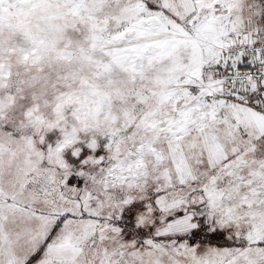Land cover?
<instances>
[{
	"label": "snow or ice",
	"instance_id": "6c2138e0",
	"mask_svg": "<svg viewBox=\"0 0 264 264\" xmlns=\"http://www.w3.org/2000/svg\"><path fill=\"white\" fill-rule=\"evenodd\" d=\"M0 264H264V0H0Z\"/></svg>",
	"mask_w": 264,
	"mask_h": 264
}]
</instances>
